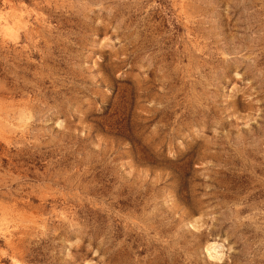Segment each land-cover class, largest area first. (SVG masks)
Here are the masks:
<instances>
[{"label":"rangeland","instance_id":"1","mask_svg":"<svg viewBox=\"0 0 264 264\" xmlns=\"http://www.w3.org/2000/svg\"><path fill=\"white\" fill-rule=\"evenodd\" d=\"M0 264H264V0H0Z\"/></svg>","mask_w":264,"mask_h":264}]
</instances>
